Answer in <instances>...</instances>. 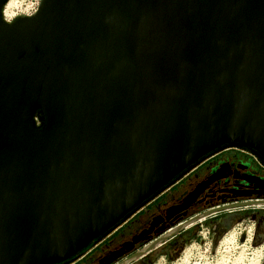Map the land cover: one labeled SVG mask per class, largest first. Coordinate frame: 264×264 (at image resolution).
Masks as SVG:
<instances>
[{
	"label": "water",
	"instance_id": "water-1",
	"mask_svg": "<svg viewBox=\"0 0 264 264\" xmlns=\"http://www.w3.org/2000/svg\"><path fill=\"white\" fill-rule=\"evenodd\" d=\"M6 1L0 264L67 261L226 148L264 158V0H40L12 23Z\"/></svg>",
	"mask_w": 264,
	"mask_h": 264
},
{
	"label": "flooded vegetation",
	"instance_id": "flooded-vegetation-1",
	"mask_svg": "<svg viewBox=\"0 0 264 264\" xmlns=\"http://www.w3.org/2000/svg\"><path fill=\"white\" fill-rule=\"evenodd\" d=\"M187 180L188 187L184 191L169 195V201L158 203L156 209L150 206L153 202L149 203L107 239L61 264H114L142 246L144 240L153 238L161 228L202 208L232 202L256 201L214 215L215 219L209 222L218 221L214 223L216 238L221 230L229 229L236 221L248 219L253 225L250 238L255 244L264 245V158L246 148H227L201 163L177 184ZM143 212L146 214L144 222ZM262 258L261 262L264 250Z\"/></svg>",
	"mask_w": 264,
	"mask_h": 264
},
{
	"label": "rangeland",
	"instance_id": "rangeland-1",
	"mask_svg": "<svg viewBox=\"0 0 264 264\" xmlns=\"http://www.w3.org/2000/svg\"><path fill=\"white\" fill-rule=\"evenodd\" d=\"M188 181L174 185L166 191V199H162L165 194L162 195L160 201L158 198L150 204L151 208L156 209L158 203L169 201V195H178L184 191L188 187ZM206 208L208 207L192 212L183 219ZM145 218L146 214L143 212V222ZM214 219L212 215L197 221L182 231L179 239L181 242L177 239L169 240L133 264H249L252 259V264H260L264 245L255 244L251 238L248 240L246 231H253L251 221H236L229 229L221 230L216 238L214 223L218 224V221L209 222ZM254 258H258V262Z\"/></svg>",
	"mask_w": 264,
	"mask_h": 264
},
{
	"label": "built area",
	"instance_id": "built-area-1",
	"mask_svg": "<svg viewBox=\"0 0 264 264\" xmlns=\"http://www.w3.org/2000/svg\"><path fill=\"white\" fill-rule=\"evenodd\" d=\"M39 3H40V0H19L18 2H16L15 4H14V6L10 9V10H12V12L14 13V18H16L17 16H31V15H33L36 11H37V9H38V6H39ZM6 10V7H5V4L3 5V7H2V13L4 14V11ZM229 148H232V147H229ZM237 148H239V147H237ZM227 149V148H226ZM217 154V153H216ZM215 155V154H214ZM214 155H212V156H214ZM211 157V156H210ZM209 157V158H210ZM208 158V159H209ZM207 160V159H206ZM205 160V161H206ZM204 161V162H205ZM196 169V168H195ZM192 172V171H191ZM187 176V175H186ZM185 176V177H186ZM184 178V177H183ZM182 178V179H183ZM181 179V180H182ZM180 180V181H181ZM179 182V181H178ZM177 182V183H178ZM176 183V184H177ZM175 184V185H176ZM174 186V185H173ZM171 188V187H170ZM169 190V189H168ZM166 192V191H165ZM164 192V193H165ZM163 194V193H162ZM159 197V196H158ZM156 199V198H155ZM154 199V200H155Z\"/></svg>",
	"mask_w": 264,
	"mask_h": 264
},
{
	"label": "bare ground",
	"instance_id": "bare-ground-1",
	"mask_svg": "<svg viewBox=\"0 0 264 264\" xmlns=\"http://www.w3.org/2000/svg\"><path fill=\"white\" fill-rule=\"evenodd\" d=\"M19 0H7L6 1V3H5V7H6V10L7 11H9V12H11V13H13L12 12V10H10L13 6H14V4L16 3V2H18ZM21 1V0H20ZM1 14H2V19H3V13H2V10H1ZM14 14V13H13ZM4 20V19H3ZM5 21V20H4ZM6 22V21H5ZM8 23V22H7ZM247 233H248V240L250 239V233H251V231L250 230H247L246 231ZM95 235L94 234H90L88 237H87V239H86V241H88V240H90L92 237H94ZM258 258H257V260H256V258H254V261H256V262H258ZM253 259L251 260V262L249 263V264H252L253 262Z\"/></svg>",
	"mask_w": 264,
	"mask_h": 264
},
{
	"label": "clouds",
	"instance_id": "clouds-1",
	"mask_svg": "<svg viewBox=\"0 0 264 264\" xmlns=\"http://www.w3.org/2000/svg\"><path fill=\"white\" fill-rule=\"evenodd\" d=\"M3 19L8 23H12L14 19V14L5 10L3 14Z\"/></svg>",
	"mask_w": 264,
	"mask_h": 264
},
{
	"label": "trees",
	"instance_id": "trees-1",
	"mask_svg": "<svg viewBox=\"0 0 264 264\" xmlns=\"http://www.w3.org/2000/svg\"><path fill=\"white\" fill-rule=\"evenodd\" d=\"M172 187H173V186H172ZM172 187H171V188H172ZM171 188H170V189H171ZM170 189H169V190H170ZM163 194H164V193H163ZM163 194H161L159 197H157V198H156L155 200H153L152 202L156 201V200H157L158 198H160ZM134 216H135V215H134ZM134 216H133V217H134ZM181 233H182V231H181L180 233H178L177 235H175V236H174L173 238H171L170 240L180 238L181 235H182ZM107 238H108V237H107ZM107 238H106V239H107ZM168 241H169V240H168Z\"/></svg>",
	"mask_w": 264,
	"mask_h": 264
},
{
	"label": "crops",
	"instance_id": "crops-1",
	"mask_svg": "<svg viewBox=\"0 0 264 264\" xmlns=\"http://www.w3.org/2000/svg\"><path fill=\"white\" fill-rule=\"evenodd\" d=\"M168 191V190H167ZM151 203V202H150ZM147 206V205H146Z\"/></svg>",
	"mask_w": 264,
	"mask_h": 264
}]
</instances>
